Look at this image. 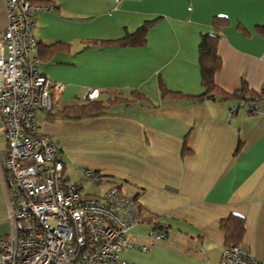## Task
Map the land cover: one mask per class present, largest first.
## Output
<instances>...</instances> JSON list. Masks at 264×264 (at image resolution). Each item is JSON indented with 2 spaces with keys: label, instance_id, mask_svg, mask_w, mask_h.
Segmentation results:
<instances>
[{
  "label": "crops",
  "instance_id": "0c3cea01",
  "mask_svg": "<svg viewBox=\"0 0 264 264\" xmlns=\"http://www.w3.org/2000/svg\"><path fill=\"white\" fill-rule=\"evenodd\" d=\"M42 2L53 9L35 14L32 56L45 77L65 85L51 114L86 102L92 89L102 100L111 93L129 97L133 90L145 98L81 119L36 111L38 130L57 141L64 168L85 163L102 181L115 178L114 186L137 198L142 222L126 235L134 248L121 258L130 264H219L225 246L220 222L236 215L245 220L240 245L264 264V113L251 114L264 107V37L255 33L264 25V0ZM215 16L227 25L218 32L222 64L214 82L227 94L241 82L259 94L244 105L236 98L193 100L203 92L200 36L214 32ZM147 22L153 24L145 46L113 44ZM5 24L0 0V34ZM54 45L65 47L52 52ZM160 82L178 95L163 97ZM2 128L0 115V153L6 149ZM3 226L0 237L9 233L0 184ZM156 228L166 230L165 239L149 238Z\"/></svg>",
  "mask_w": 264,
  "mask_h": 264
},
{
  "label": "built area",
  "instance_id": "2783aa9c",
  "mask_svg": "<svg viewBox=\"0 0 264 264\" xmlns=\"http://www.w3.org/2000/svg\"><path fill=\"white\" fill-rule=\"evenodd\" d=\"M1 2L6 24L0 34V115L6 149L0 153V184L9 233L0 237V264H130L120 254L134 248L125 237L142 222L137 201L114 185L99 196L82 195L79 184L64 178L57 141L38 130L36 111H50L65 89L45 77L32 56L35 14L53 7L32 0ZM97 98L96 89L85 96ZM262 113L264 107L251 108L253 115ZM83 180L100 184L101 176L86 169ZM166 236L164 228L149 234L153 241ZM219 264L260 263L241 245H231L224 246Z\"/></svg>",
  "mask_w": 264,
  "mask_h": 264
},
{
  "label": "trees",
  "instance_id": "16d2710c",
  "mask_svg": "<svg viewBox=\"0 0 264 264\" xmlns=\"http://www.w3.org/2000/svg\"><path fill=\"white\" fill-rule=\"evenodd\" d=\"M32 1L37 4H41L44 2H42V0ZM152 24L153 22L144 23L133 34L126 35L124 38L114 42L113 44L120 47L145 46L147 32L152 26ZM226 25L227 21L224 17L215 16L212 19V27L214 32L210 34H203L200 36V42L198 46V63L201 87L203 89V92L201 95L194 97V101H202L203 99L208 97H219L222 100L236 98L241 103L245 104L246 102L252 101L260 97L258 93L249 90L244 82H241L239 89L233 94L225 93L214 82V75L221 69L222 64L221 59L217 53V45L219 39L218 32L221 28ZM255 33L261 37H264V25L255 27ZM62 47L65 46L54 45L50 47V49L53 52L55 50L61 49ZM159 88L162 96H166L168 99H170V97L173 98L178 95L176 93L173 94L172 92L166 90L161 82L159 84ZM129 94V97H123L118 93H111L110 97L105 100L98 98L93 101L86 100V102L69 106L56 114H51V111H48L47 115L48 117L53 119H81L87 117H96L105 114L110 108L114 106H127L131 103L145 101L143 94L137 92L136 90L131 91ZM239 147L240 144H238L236 151H238ZM184 151L185 147H183L182 154L184 153ZM99 174L101 176V173ZM102 180L103 177L101 176V181ZM134 199L137 201V198ZM220 230L223 233L225 246L240 245L245 232V220L242 217L230 215L228 218L220 222Z\"/></svg>",
  "mask_w": 264,
  "mask_h": 264
},
{
  "label": "rangeland",
  "instance_id": "374dc122",
  "mask_svg": "<svg viewBox=\"0 0 264 264\" xmlns=\"http://www.w3.org/2000/svg\"><path fill=\"white\" fill-rule=\"evenodd\" d=\"M96 171L97 169L89 168L85 163L74 162L68 163L66 168H64V178H68L70 184L77 183L82 188V195H95L99 196L104 193L108 187L112 186L118 180L115 178H109L108 180L101 181L100 184H93L83 180L84 170ZM126 190V188H125ZM125 192V191H124ZM127 194V193H126ZM5 227H0V232H4ZM2 232V233H3Z\"/></svg>",
  "mask_w": 264,
  "mask_h": 264
}]
</instances>
